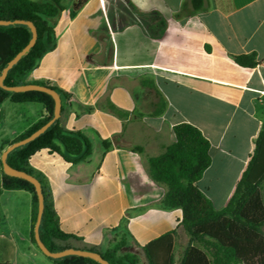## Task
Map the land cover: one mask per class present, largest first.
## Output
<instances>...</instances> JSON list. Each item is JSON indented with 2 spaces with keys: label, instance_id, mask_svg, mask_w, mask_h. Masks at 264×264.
<instances>
[{
  "label": "crops",
  "instance_id": "crops-1",
  "mask_svg": "<svg viewBox=\"0 0 264 264\" xmlns=\"http://www.w3.org/2000/svg\"><path fill=\"white\" fill-rule=\"evenodd\" d=\"M62 5L56 47L26 82L68 95L61 97L60 124L81 132L92 154L72 164L43 149L29 166L43 181L62 231L76 237L66 243L70 249L105 253L123 241L121 254L144 264L145 247L173 233L180 264L194 243L182 209L163 208L167 187L151 178L149 160L176 142V126L198 128L210 142L212 165L197 185L216 209L228 204L264 127V0H204L200 11L192 0ZM253 53L256 68L234 59ZM47 115L41 103L5 100L0 162ZM3 174L0 167V252L6 256L0 263L48 264L44 259L53 260L32 242L33 195L2 190Z\"/></svg>",
  "mask_w": 264,
  "mask_h": 264
},
{
  "label": "trees",
  "instance_id": "trees-1",
  "mask_svg": "<svg viewBox=\"0 0 264 264\" xmlns=\"http://www.w3.org/2000/svg\"><path fill=\"white\" fill-rule=\"evenodd\" d=\"M192 6L195 11H200L204 8V0H192ZM63 11L62 0H0V20L11 22L9 26L0 25V75L33 37L28 26L14 22L29 21L34 24L38 33L36 44L8 73L5 81L7 86L27 85L28 74L37 67L47 52L56 47L55 25ZM234 59L238 65L245 68H256L260 65L254 53L236 56ZM49 88L55 90L60 97H68L57 88ZM7 99L13 103H41L45 105L48 113L43 121L14 143L26 139L54 119L55 101L46 93H15L0 87V107ZM174 131L176 142L161 156L149 160V173L156 183L167 187L163 208L182 209V225L194 243L187 248L180 264H213L210 255L195 244L205 238L213 240L225 254L242 264H264V236L260 232L264 225V199L261 189L264 182V127L256 141L249 165L223 209H216L197 185L212 165L210 142L198 128L190 124L178 125ZM104 146L108 149L111 144L105 142ZM43 149L59 154L66 162L72 164L85 162L92 154V145L81 132L66 131L61 126L60 119H55L35 140L14 149L8 155L7 163L16 170L35 176L43 185V181L29 166L30 158ZM0 167L3 168L2 162ZM43 188L45 206L39 230L40 240L51 252L68 250L70 247L66 243L76 237L62 231L44 185ZM2 190H24L33 195L32 242L37 245L34 229L38 217V196L35 186L24 179L4 173ZM124 244L120 241L112 249L100 254L110 264H138L136 255L121 254ZM174 246L175 236L170 233L152 241L144 250L150 264H176ZM87 251L98 253L92 249ZM49 259L56 264H99L92 259L76 255Z\"/></svg>",
  "mask_w": 264,
  "mask_h": 264
},
{
  "label": "water",
  "instance_id": "water-1",
  "mask_svg": "<svg viewBox=\"0 0 264 264\" xmlns=\"http://www.w3.org/2000/svg\"><path fill=\"white\" fill-rule=\"evenodd\" d=\"M14 23L23 24V25L28 26L31 29L33 37H32V40L30 41V43L22 51H20L13 58V60H11L9 62L8 66L1 72L0 87L6 91L15 92V93L31 92V91H38V92L46 93V94L52 96V98L55 101V112H54V119L52 121H50L49 123L44 125L42 128L38 129L36 132H34L32 135H30L26 139L10 145L5 150V152L3 153V156H2V160H1L2 166H3V171L5 174H7L9 176L24 179V180L32 183L35 186L36 193L38 196V217H37V221L35 224L34 232H35V239L37 242V246L45 256L52 258V259H59V258H63L66 256L76 255V256H81L84 258L92 259V260L98 262L99 264H110L108 261L104 260V258L102 257V255L100 253H97V252L75 250V249H68V250H65L62 252H51L45 246V244L40 240V236H39V230H40L42 215H43L44 206H45V196H44L43 185L35 176H32V175H30L26 172L20 171V170H16V169L12 168L7 163L8 155L14 149L19 148V147L24 146V145H27L28 143L32 142L37 137H39L42 133H44L47 130V128L54 122L55 119L60 118L61 112H62V99H61L60 95L55 90H53L52 88H49L48 86H42V85H36V84H27L24 86L10 87V86L6 85L5 81H6V78L8 76V73L19 62V60L30 51V49L36 44L37 39H38L37 29L34 26V24H32L29 21H15ZM0 25L1 26H9V25H11V22L0 20Z\"/></svg>",
  "mask_w": 264,
  "mask_h": 264
},
{
  "label": "rangeland",
  "instance_id": "rangeland-1",
  "mask_svg": "<svg viewBox=\"0 0 264 264\" xmlns=\"http://www.w3.org/2000/svg\"><path fill=\"white\" fill-rule=\"evenodd\" d=\"M212 178H213V175H210L208 177V181L212 180ZM261 189H262V195L264 199V182L261 185ZM260 232L264 236V225L260 228ZM195 244L198 245L203 250H205L210 255L211 259L213 260V264H242L239 261H237L235 258L225 254L224 251L221 250L219 246L213 240L205 238V239L196 241ZM41 257L44 258L43 255H41ZM0 259L1 260L6 259V256L2 252H0ZM44 260H46L45 262H48V264H52L49 262H54V261H48V259H44ZM148 263L149 262L146 261L144 264H148Z\"/></svg>",
  "mask_w": 264,
  "mask_h": 264
},
{
  "label": "built area",
  "instance_id": "built-area-1",
  "mask_svg": "<svg viewBox=\"0 0 264 264\" xmlns=\"http://www.w3.org/2000/svg\"><path fill=\"white\" fill-rule=\"evenodd\" d=\"M262 95H264V91L262 92Z\"/></svg>",
  "mask_w": 264,
  "mask_h": 264
}]
</instances>
